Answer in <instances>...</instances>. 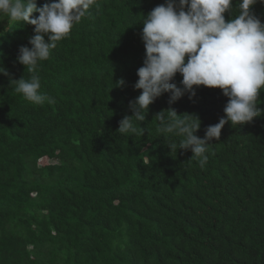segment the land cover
I'll use <instances>...</instances> for the list:
<instances>
[{
  "label": "trees",
  "instance_id": "16d2710c",
  "mask_svg": "<svg viewBox=\"0 0 264 264\" xmlns=\"http://www.w3.org/2000/svg\"><path fill=\"white\" fill-rule=\"evenodd\" d=\"M163 3L97 0L37 68L51 105L10 83L33 75L16 57L34 26L0 17L9 73L0 74V264H264V114L225 124L203 168L190 150H170L180 138L160 132L155 115H196L203 138L225 115L219 88L173 104L165 93L137 134L116 132L142 91L133 87L145 57L140 23ZM252 11L264 22V4ZM258 98L264 109V90Z\"/></svg>",
  "mask_w": 264,
  "mask_h": 264
},
{
  "label": "clouds",
  "instance_id": "9594fccd",
  "mask_svg": "<svg viewBox=\"0 0 264 264\" xmlns=\"http://www.w3.org/2000/svg\"><path fill=\"white\" fill-rule=\"evenodd\" d=\"M257 3L264 4V0H237L235 9L233 0H165L143 15L140 36L145 57L133 85L142 91L129 101L132 115L119 121L116 132L137 134L135 122L141 125L149 106L165 93L173 104L185 94L192 100L199 86L219 88L228 98L225 115L205 129L203 138L196 134L201 127L196 115H178L173 109L155 115L160 132L180 138L178 145L167 143L170 150H190L191 159L203 168L208 145L214 139L219 141L225 124L244 125L264 114V109L257 107L264 90V22L252 11ZM92 7H98L97 0H52L40 7L36 0H0V17L34 26V35L28 39L30 47L20 46L16 57L33 75L28 80L22 77L10 81L26 101L33 105L55 104L54 97L40 91L41 81L35 73L40 62L50 57ZM230 11L235 14L226 21L225 13ZM177 73L182 76L180 87L173 82ZM0 74L9 76L2 62ZM124 83L121 79L115 87H123Z\"/></svg>",
  "mask_w": 264,
  "mask_h": 264
}]
</instances>
